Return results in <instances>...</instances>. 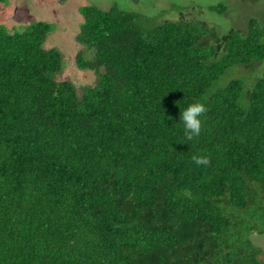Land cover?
<instances>
[{
  "label": "trees",
  "instance_id": "trees-1",
  "mask_svg": "<svg viewBox=\"0 0 264 264\" xmlns=\"http://www.w3.org/2000/svg\"><path fill=\"white\" fill-rule=\"evenodd\" d=\"M82 13L76 66L93 85L59 80L51 24L0 26V264H264L250 241L264 234V77L226 80L264 63V27L216 49L193 18ZM197 101L186 141L180 111Z\"/></svg>",
  "mask_w": 264,
  "mask_h": 264
},
{
  "label": "rangeland",
  "instance_id": "rangeland-1",
  "mask_svg": "<svg viewBox=\"0 0 264 264\" xmlns=\"http://www.w3.org/2000/svg\"><path fill=\"white\" fill-rule=\"evenodd\" d=\"M100 1L99 7L103 10H108L113 4L122 2L120 0ZM151 1H155L159 6L161 2L166 1L170 3V7L164 10L159 9V7H142L143 4H149ZM132 4L123 2L121 8L143 15L144 19L140 21V24L146 29L158 27L165 23H178L191 18L200 20L197 22L206 25L210 31L207 38L212 40L213 45L209 46L216 47V49L219 48L217 38L230 33L232 30L246 31L250 20L258 21L264 27V0H141L140 6L135 3L132 6ZM213 5H222L226 8L223 13H218L209 9ZM5 8V5H0V26L3 25L11 29L12 27H24L37 21L32 16L31 9L29 11L24 10V14H22L18 8L15 10L12 7L6 9L7 11H5ZM72 15L76 17L75 14ZM40 16L42 21L51 24L52 28H54L49 34L50 38L48 36L49 39L46 46L49 48L57 47L56 49L61 50L66 58L67 66L59 76V80H72L77 85H93L96 82L95 74L78 69L76 66V56L82 50L81 45L75 39V33H77L79 27L68 28L67 25H63L59 28L52 23L54 19L58 20L61 18L60 13H48L46 11L42 12ZM73 17L70 18L72 19ZM208 41L205 40V43ZM221 55H223V52L219 53V56ZM88 56L91 57L92 54ZM235 77L245 79L247 82L250 79V84H253L257 78L264 77V63L257 62L250 67L236 66L227 75L226 80ZM250 241L264 251V234L252 233Z\"/></svg>",
  "mask_w": 264,
  "mask_h": 264
},
{
  "label": "flooded vegetation",
  "instance_id": "flooded-vegetation-1",
  "mask_svg": "<svg viewBox=\"0 0 264 264\" xmlns=\"http://www.w3.org/2000/svg\"><path fill=\"white\" fill-rule=\"evenodd\" d=\"M120 1L122 2L119 3L116 1L117 3L113 5H118L121 7V4L123 2H126L128 4L135 3L137 6H140L141 3V0H120ZM99 2L101 1L100 0H40L39 2V0H9V3L5 5L6 6L5 11H7L6 9H10L13 7V9L15 10L16 8H18L20 12L24 14V10L29 11V9H31L32 16L37 19L36 22L42 21L41 20L42 18L40 16L42 12L47 11L48 13H52V12L60 13L61 18L58 20L54 19L52 23L57 25L59 28L62 27L63 25H67L68 28H70V27H80L84 18L82 13L83 9L91 5L99 6ZM142 7H146V8L159 7V9L164 10L170 7V3L164 1L161 2V5L159 6L158 4H156L155 1H151L149 4H143ZM72 14H75L76 17H73ZM70 17L73 18L71 19Z\"/></svg>",
  "mask_w": 264,
  "mask_h": 264
},
{
  "label": "clouds",
  "instance_id": "clouds-1",
  "mask_svg": "<svg viewBox=\"0 0 264 264\" xmlns=\"http://www.w3.org/2000/svg\"><path fill=\"white\" fill-rule=\"evenodd\" d=\"M206 111L207 109L205 104L199 101L187 104L183 110L180 111L179 120L182 122L186 141H192L194 137L200 134L202 127L201 117L206 113ZM192 159L193 162L198 166L209 164L208 158L203 155H194Z\"/></svg>",
  "mask_w": 264,
  "mask_h": 264
}]
</instances>
